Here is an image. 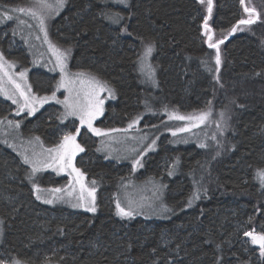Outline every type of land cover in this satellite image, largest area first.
Wrapping results in <instances>:
<instances>
[{"label": "trees", "instance_id": "trees-1", "mask_svg": "<svg viewBox=\"0 0 264 264\" xmlns=\"http://www.w3.org/2000/svg\"><path fill=\"white\" fill-rule=\"evenodd\" d=\"M0 2L18 7L32 0ZM245 7L255 8L259 18L238 25ZM117 12L124 17L120 24L101 14ZM206 15L199 0H66L50 25L51 39L70 50L72 69L96 74L117 94L115 102L107 103L99 127H123L137 113L152 109L187 114L210 108L209 136L204 147L170 143L175 157L169 170L157 166L165 155L162 144L147 157L141 173H155L168 183L169 211L163 218L116 214L111 191L127 176L120 172L124 164L103 159L96 137L85 130L78 167L89 182L114 183L111 190L100 192L95 213L44 205L35 196L29 168L0 144V261L264 264V256L243 234L264 232V186L256 175L264 169V0H245L244 5L240 0H213L209 25L213 38L223 40L219 72L216 49L208 47L204 35ZM233 26L236 32H231ZM125 27L127 32L121 31ZM11 38L12 33L5 38L0 34L3 53L26 63L29 57ZM149 43L158 70L156 92L144 85L137 60ZM37 76H32L35 88ZM154 93L158 103L151 101ZM51 113L44 108L26 126L53 144L60 122L58 115L51 120ZM221 121L225 130L220 134ZM194 191L199 199L189 206Z\"/></svg>", "mask_w": 264, "mask_h": 264}, {"label": "rangeland", "instance_id": "rangeland-1", "mask_svg": "<svg viewBox=\"0 0 264 264\" xmlns=\"http://www.w3.org/2000/svg\"><path fill=\"white\" fill-rule=\"evenodd\" d=\"M116 1L120 2V0ZM49 2L54 4L55 0H49ZM32 4L33 0L30 4L19 5L18 7L27 8L31 7ZM18 7H8V5L0 2V17H2V14L5 11L14 17L12 20H3V22H0V28L7 26L6 28L0 29V34H2V37L5 38L8 34L12 33L14 38H11L10 41L13 45L23 48V51L29 57V59L26 63L22 62V60L18 57H13L10 59L3 53V50L0 46V53H3L5 61L12 65L11 68H6L5 71H7L9 75L13 76L14 79H17L18 82H20L18 80V74L20 72H25L26 83L27 85L31 86L32 95L37 97H50L55 91L56 99H49L43 104L34 105L36 111L29 115L28 108H25L23 111H19L18 104H14L12 100L8 99L6 96L0 95V144L12 151L21 160L23 165L29 168L32 184L35 183L42 189H65L63 194H57L63 195V199H53L52 195L48 193H41V199L38 200L51 208H67L76 212H97V201L100 192L104 187L110 188L111 190V188L114 186V183H112L113 186H111L110 181L94 180L95 185H93L92 182L88 181V178L84 173V184L86 187L91 188L94 186L96 188V211L90 212L86 209V207H73V204L86 203L90 198H88L87 194L85 193L86 201H79L77 199L79 196V185L75 184V181L71 176H69L67 171H59L57 168H42L40 171L33 174L31 165L25 164L23 161V156L28 155L31 158L33 151L36 153H42L43 158V156L47 155L44 150L56 147L61 142L63 135L68 132L76 135V143H78L83 148L80 137L81 132L85 130L89 135L96 137L97 151L103 159H107L113 163L115 162L116 165L124 164L123 167H121L122 169L120 168V172L126 173L127 176L123 181H116L117 185L115 189L111 191L116 214V202L119 200L122 207H128L129 201H133L135 204L142 205L141 207L136 208V212L138 214H134V216L140 215L143 217H166L168 215V211H164V208L166 207L168 209L166 204V195L168 192L167 181L163 180L155 173L150 174L148 171L141 173V170L145 167L147 157L150 154L156 153L160 148V144L164 146L165 155H163L161 162H159L157 166H160L162 170H164L163 168L165 166H167L168 170L171 167L173 168V158L175 155L173 153L174 147H172L170 143H172L174 146H187L190 144L203 145L209 136L208 126L212 120V114L204 124H200L198 127H193L190 131L181 132L178 131V129L187 127L190 122L175 118L170 119V115L175 114L179 116H195L200 112L182 114L178 111H169L168 109L163 108L157 110L152 109L149 110L150 112L143 114L137 113L136 116L126 125L115 128L119 131L112 132L109 131L111 129H104L99 127L97 124L106 113L107 103L110 101L115 102L117 100L116 91L109 85L113 90V94L109 95L107 92L101 94L102 98L104 99L103 113L93 121V127L103 130L105 134L99 136L96 135L94 132L88 129L87 125L80 124L79 117L68 116L67 118H64V105L58 103L57 101L63 100L64 97L69 93L64 88L56 89L55 87L61 75L59 68L56 66V57L50 50L49 43L45 42L44 33L40 31L37 20L33 19L31 16L25 15L24 13L13 11ZM64 7L58 12H50L45 17V28L48 34V41L61 51H64L65 49L58 46L51 39L49 30L51 23L61 14ZM203 7L204 12L207 14V4H203ZM16 17H19L20 20L26 21V23L19 24ZM244 19H248V13H246ZM37 37H39V39H37ZM220 39L213 38V43ZM70 58L71 57H69L67 61L68 70L73 73L77 72V70L72 69ZM148 63L154 69L153 77L151 79L148 78L145 74L141 73L140 69L139 72L144 85L147 86L151 91L156 92L158 88V70L153 64L151 56L148 58ZM35 75H38L36 78V88L38 90L34 87V83L32 82V76ZM0 76H3V87L6 88L11 95L14 92V86L8 81L7 76H4L2 72H0ZM48 78L50 80H48ZM47 80L52 81L51 87L48 86ZM151 95V101L158 103L160 100L158 95L155 93ZM15 98L19 99L21 104L23 103V99L19 97L18 94ZM46 107L51 108L52 115L50 119L53 120L54 117H57L58 115L60 122V126L57 127V131L59 130L58 140H56L53 144L47 142L40 134L33 132L30 126H26L27 119L34 117ZM207 111L209 110L203 112ZM137 118H139L138 123L134 124L132 128H129L128 125L132 123V121L137 120ZM8 121H12L13 125L19 122V127L16 128L14 126H9ZM224 124L225 123H222V121L219 122V133L225 130L223 126ZM68 126L70 128L72 127L74 130H69ZM77 128L80 129L79 134L76 133ZM174 132L175 135H173ZM37 137H39V140L36 139ZM153 140H155L154 145H152ZM5 141H7V143H5ZM149 145H152V147L148 148ZM80 154L81 152H77L72 160L74 167L78 169L80 168L77 165V160ZM135 160H139L140 164L134 167ZM80 171L83 173L81 169ZM70 182L75 185V191H73L72 196L67 195L68 191H72ZM34 193L35 196H37L35 189ZM111 197L112 196H110V199ZM48 199H53V203H46L45 201ZM247 238L251 243L250 237ZM251 245L259 249L258 245ZM0 259L3 260L1 256Z\"/></svg>", "mask_w": 264, "mask_h": 264}, {"label": "snow or ice", "instance_id": "snow-or-ice-1", "mask_svg": "<svg viewBox=\"0 0 264 264\" xmlns=\"http://www.w3.org/2000/svg\"><path fill=\"white\" fill-rule=\"evenodd\" d=\"M121 3H125L126 0H120ZM201 4H207V15L203 17V29L204 35L207 37V44L209 48L216 49L215 55V64L216 71L219 72V66L221 64V55L219 51V45L223 43V40H218L213 43V29L209 25V18L212 15L213 10V0H199ZM242 5L245 4V0H240ZM65 0H55V3H50L49 0H33V4L31 7H18L14 9L15 12L24 13L25 15L31 16L33 19L37 20L40 31L44 33L45 42L49 43V48L53 52L56 57V66L60 71V79L57 81L55 87L56 89L64 88L68 91V95L64 97L63 100L57 101L64 105V118L68 116L79 117V121L81 125H87L88 129L94 132L96 135L105 134L103 130L99 128L93 127V121L103 113V104L104 99L101 94L107 92L109 95L113 94V90L109 86L107 81L102 80L96 74L91 72L77 71L70 72L68 70L67 61L70 57V50L61 51L55 45L51 44L48 41V34L45 28V17L50 12H58L61 8L64 7ZM244 11L248 13V19H242L238 21V25H251L255 23V20L259 18V13L256 12L255 8L245 7ZM105 16L106 19H109L113 24H120L124 17L120 13H101ZM14 17L9 15L7 11L2 14L0 17V22L3 20H12ZM19 24H25L26 21L20 20L19 17H16ZM238 30L237 26H233L231 32H236ZM121 31L127 32V28H122ZM231 34V33H229ZM39 39V37H37ZM153 52V47L149 43L145 45L144 50L140 56H138L137 60L139 63V69L141 73L145 74L148 78H152L154 75V69L148 63V58L151 56ZM12 65L8 64L5 61L3 53H0V72L7 76L8 81L14 86V92L10 95L8 90L3 87V76H0V95L6 96L8 99L12 100L14 104L19 105V111H23L25 108L29 109V115L36 111L34 105L43 104L49 99H56L55 91L52 93L50 97H37L31 94V86L27 85L25 72H20L18 74V80L14 79L13 76L9 75L6 68H11ZM55 70V69H53ZM211 70V69H209ZM218 79V77H217ZM27 89V90H26ZM21 97L23 99V103H20V100L15 98L16 96ZM211 101H209V105ZM223 113H221V117H223ZM211 116V110L207 112H200L195 116H179L172 114L171 118H175L178 120H187L189 121V125L184 128L178 129V131L186 132L190 131L193 127H198L200 124H204L206 120ZM139 118L137 120L132 121L128 125L129 128H132L134 124L138 123ZM9 126H14L16 128L19 127V122L13 125L12 121H8ZM219 127V124L217 125ZM109 131H119L117 129H111ZM80 129H76V133L79 134ZM175 135V132L173 133ZM39 140V137L36 138ZM215 139V136L213 137ZM7 143V141H5ZM155 144V140L152 141V145ZM152 145H149L148 148H151ZM204 147V145H201ZM84 149L76 143V135L71 132L65 133L62 137L61 142L54 148H49L44 150L47 153L46 156H43L42 153H36L33 151L32 157L30 158L28 155L23 156V161L25 164H29L32 167V173L40 171L42 168H57L59 171H67L69 176L73 178L75 184L79 185V196L77 199L79 201H86L85 193L87 197L90 198L86 203H77L73 204V207H86V209L90 212H95V192L96 188L93 186L91 188L86 187L84 184V173L80 171V169L74 167L72 160L75 157L77 152H82ZM140 161H134V167L139 165ZM172 173L169 172V175ZM257 178L259 179L261 186H264V169L258 170ZM95 185V181L92 182ZM70 187L72 191H68L67 195L72 196L73 191H75V185L70 182ZM33 188L35 189L37 199H41V193H48L53 196V199H63V194L65 189L62 188H52V189H42L37 184H33ZM53 199H48L46 203H53ZM199 199V192L194 191L192 195L188 199V205L190 206L193 200ZM140 204H135L133 201H129L128 207H122L119 200L116 202V210L117 215L122 217H133L134 214H138L136 212V208L141 207ZM164 211H169L166 207ZM251 219V218H250ZM245 237H250L251 244L259 246V252L261 256H264V232H256L254 229L251 231H245ZM0 264H5L4 261H0ZM15 264H19V261L15 262Z\"/></svg>", "mask_w": 264, "mask_h": 264}]
</instances>
